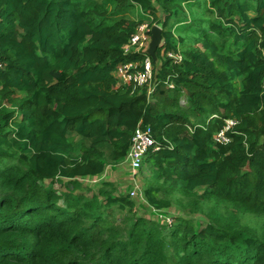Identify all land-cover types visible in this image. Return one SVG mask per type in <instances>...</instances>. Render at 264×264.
Masks as SVG:
<instances>
[{
	"label": "trees",
	"instance_id": "1",
	"mask_svg": "<svg viewBox=\"0 0 264 264\" xmlns=\"http://www.w3.org/2000/svg\"><path fill=\"white\" fill-rule=\"evenodd\" d=\"M146 21L163 29L150 97L114 75L143 61L126 45ZM0 56V264H264V0H0ZM138 126L160 146L149 204L212 203L205 227L83 183L124 162Z\"/></svg>",
	"mask_w": 264,
	"mask_h": 264
},
{
	"label": "built area",
	"instance_id": "2",
	"mask_svg": "<svg viewBox=\"0 0 264 264\" xmlns=\"http://www.w3.org/2000/svg\"><path fill=\"white\" fill-rule=\"evenodd\" d=\"M150 32L151 27L149 23L140 24L136 33L126 45V53H141L144 55L143 61L123 62L117 66L115 72L122 75L128 85L134 84L139 88H147L148 93L151 94L152 90H154V65L151 56L148 54L151 42ZM166 57L174 59L176 63L182 61V56L179 53L168 52L166 53ZM4 67L5 65L0 56V71H2ZM168 87L171 90L174 89L172 83H170ZM237 124L238 121L234 118L225 120L224 127L215 134L214 140L217 143H229L230 138L227 135ZM159 149L160 146L154 138L152 128L149 126H138L124 162L129 164L132 171L136 173L143 167L145 157L152 152L159 151ZM138 189L139 187L136 186V188L129 193L132 199L138 196Z\"/></svg>",
	"mask_w": 264,
	"mask_h": 264
},
{
	"label": "rangeland",
	"instance_id": "3",
	"mask_svg": "<svg viewBox=\"0 0 264 264\" xmlns=\"http://www.w3.org/2000/svg\"><path fill=\"white\" fill-rule=\"evenodd\" d=\"M137 19V17L135 16ZM149 21H146L145 23H148ZM20 95V94H19ZM172 96V93L169 94ZM182 105L187 104V100L185 97H182L181 99ZM155 102L153 99H151V105L154 106ZM71 141L79 148L82 140L77 138V136L73 133L70 135ZM150 156L147 155L145 157V160H147ZM123 163L121 162L118 165H121L124 169H126L125 177H132L133 183H127L124 178H121L120 181L116 182L117 185V194L128 196L129 193L136 188V186L139 187L138 189V196L136 198H133L132 201L135 203V215L141 216V217H147L149 219H153L161 224L169 225L172 223H176L177 219H189L195 222V224L203 228L209 223V219L207 218L206 214L211 212L210 206H212V203H202V208L195 209V206L192 204L191 198H188L185 196V194L177 192L175 194H171V198L174 201V205L172 208L169 209H163V210H156L152 205L149 204L148 200L145 197V191L148 187L155 185L157 186L159 184L158 180L156 179V176L154 173H151V170L148 166H146V161L143 167L136 173L128 171L126 165L122 166ZM127 164V163H125ZM116 164H108L107 167L110 168V166H114ZM113 169V168H112ZM111 169V174H109L108 177H111L113 175L112 172H114ZM107 174H105L106 176ZM123 176V177H124ZM107 177V178H108ZM106 177H98L93 179H83V183L91 187L95 192L99 190V188L102 187L103 183L107 180ZM157 184V185H156ZM159 186V185H158ZM59 185H56V188H58ZM200 193H204L205 188H200ZM165 189L162 188V192H164ZM195 210V211H194ZM223 211L224 215L228 218V213L225 212V210L222 208L220 209ZM260 219H257L253 216H246L242 217L241 224L242 225H248L250 227H257L259 224H261ZM223 223H227L226 221H223ZM171 253V252H170ZM169 253V257H170Z\"/></svg>",
	"mask_w": 264,
	"mask_h": 264
},
{
	"label": "crops",
	"instance_id": "4",
	"mask_svg": "<svg viewBox=\"0 0 264 264\" xmlns=\"http://www.w3.org/2000/svg\"><path fill=\"white\" fill-rule=\"evenodd\" d=\"M114 75H115V77L118 80V86L119 87H123V86H127L128 85L122 75L118 74L117 72H115ZM152 92H153V90H152ZM151 94L148 93V97H150ZM124 165L127 166V168L129 169L128 171L133 172L129 164L123 163L122 166H124ZM111 169L114 171V172H112L113 175H111V177H108L109 174H111L110 173L111 172ZM125 170L126 169H124L123 167H121V165L116 164L114 166H110V168L107 167L106 170L104 171V173H102L101 175L96 176V177H88L86 179H93V178H98V177H101V178L102 177H106V178L108 177L105 182H111V183H113V184L116 185V182L117 181H120L121 178H124L127 183H131L132 184L134 179L132 177H125L124 176L126 174V171ZM105 174H107V175L105 176Z\"/></svg>",
	"mask_w": 264,
	"mask_h": 264
},
{
	"label": "water",
	"instance_id": "5",
	"mask_svg": "<svg viewBox=\"0 0 264 264\" xmlns=\"http://www.w3.org/2000/svg\"><path fill=\"white\" fill-rule=\"evenodd\" d=\"M163 29L158 25L151 28V42L148 49V54L151 56L153 62L157 60V51L163 42Z\"/></svg>",
	"mask_w": 264,
	"mask_h": 264
}]
</instances>
